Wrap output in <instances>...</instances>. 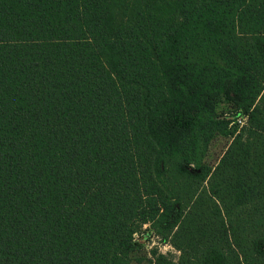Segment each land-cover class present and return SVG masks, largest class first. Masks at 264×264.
Here are the masks:
<instances>
[{"label":"trees","instance_id":"1","mask_svg":"<svg viewBox=\"0 0 264 264\" xmlns=\"http://www.w3.org/2000/svg\"><path fill=\"white\" fill-rule=\"evenodd\" d=\"M146 225L152 264H264V0H0V264H130Z\"/></svg>","mask_w":264,"mask_h":264},{"label":"rangeland","instance_id":"2","mask_svg":"<svg viewBox=\"0 0 264 264\" xmlns=\"http://www.w3.org/2000/svg\"><path fill=\"white\" fill-rule=\"evenodd\" d=\"M218 114L223 116L231 115L236 118L235 109L232 103L228 102L224 98H221L217 103ZM234 118V119H235ZM239 119L244 120L243 117H238ZM237 119V118H236ZM235 123L240 124L239 121H235L231 124L229 128V133L224 134H215L212 139L209 141L207 147L203 150L201 154V162L204 165H207L211 168H214L220 161L221 157L224 155L228 146L234 137V127ZM152 229L149 228V225L143 226L138 234L136 235L139 239H144V245L139 247L136 251L132 253V261L130 264H152V255L151 249L157 247L160 252L172 251L173 255H177L178 252L171 247L170 239L168 238L166 242L162 241L163 236L156 234Z\"/></svg>","mask_w":264,"mask_h":264}]
</instances>
